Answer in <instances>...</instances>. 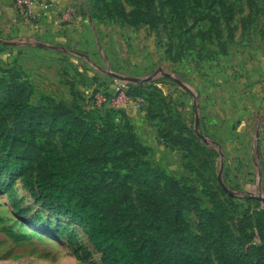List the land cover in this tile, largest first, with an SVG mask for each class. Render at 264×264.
Wrapping results in <instances>:
<instances>
[{
  "label": "rangeland",
  "instance_id": "obj_1",
  "mask_svg": "<svg viewBox=\"0 0 264 264\" xmlns=\"http://www.w3.org/2000/svg\"><path fill=\"white\" fill-rule=\"evenodd\" d=\"M2 1L0 20L16 2ZM146 1L51 0L58 24L71 25L63 34L67 39L45 41L35 32L51 12L36 24L16 18L11 28H0V67L24 69L36 103L52 97L91 110L97 94L111 96L119 85L141 89L148 108L128 110L119 129L147 149L145 159L159 173L161 187L164 177H173L193 187L209 211L215 203L222 206L239 239L244 213L264 212V12H251L246 0H186L178 15L164 0H153L163 22L156 28L131 25L129 14L144 10ZM257 2L262 9L264 0ZM171 130L188 140L192 157L170 148L163 134ZM133 166L124 168L133 172ZM0 182L11 186L20 203L15 209L0 193V264H103L86 233L38 206L22 177L0 175ZM184 217L189 230L199 233L194 214L186 211ZM252 234L245 249L253 253L262 242L257 231ZM203 249L215 264L212 249Z\"/></svg>",
  "mask_w": 264,
  "mask_h": 264
},
{
  "label": "trees",
  "instance_id": "obj_2",
  "mask_svg": "<svg viewBox=\"0 0 264 264\" xmlns=\"http://www.w3.org/2000/svg\"><path fill=\"white\" fill-rule=\"evenodd\" d=\"M246 3L251 12H264L257 0ZM185 5L186 0H164V6L178 15L184 13ZM129 17L131 25L153 28L164 20L153 0ZM0 71L4 75L0 76V175L22 177L38 206L77 224L103 264H213L203 247L212 249L215 264H253L254 258L264 264L262 210L244 213L238 221L240 237L235 239L226 225L225 210L215 203V194H211L212 212L193 187L173 177H164L161 187L159 173L145 159L147 149L118 127L125 112L95 105L89 110L77 102L68 106L52 97L36 103L23 70L0 67ZM134 89L127 93L144 97L147 109L148 97ZM70 93L77 100L73 85ZM163 135L171 149L179 147L187 151L186 158L193 156L181 132L171 130ZM130 163L133 172L124 168ZM187 167L197 171L192 162ZM0 193L20 209L9 184L0 182ZM186 211L198 220L199 233L189 230ZM254 231L262 244L252 253L245 247L252 242Z\"/></svg>",
  "mask_w": 264,
  "mask_h": 264
},
{
  "label": "built area",
  "instance_id": "obj_3",
  "mask_svg": "<svg viewBox=\"0 0 264 264\" xmlns=\"http://www.w3.org/2000/svg\"><path fill=\"white\" fill-rule=\"evenodd\" d=\"M51 0H16L14 10L17 18L29 24H36L46 14L52 12ZM94 105L98 109L108 108L127 112L146 108L147 103L144 97H135L127 93L124 86L119 85L113 94H97L94 98ZM118 121V120H117Z\"/></svg>",
  "mask_w": 264,
  "mask_h": 264
},
{
  "label": "crops",
  "instance_id": "obj_4",
  "mask_svg": "<svg viewBox=\"0 0 264 264\" xmlns=\"http://www.w3.org/2000/svg\"><path fill=\"white\" fill-rule=\"evenodd\" d=\"M55 2H56V5H55L56 8L58 10H60V6L58 5L57 1H55ZM2 9H6V5H4V2L2 0H0V15L2 14V11H3ZM6 13H7L6 17H8V18H6L5 15H3L2 19L0 20V28L3 30H7V29L11 28L12 25L15 23V21H17L16 20L17 16L15 14V10L13 11L12 9H10L9 11H6ZM55 15H56V11L51 12V14L47 16L48 19L44 20L43 23L41 22V24H39V25H34V28L36 29L35 32L38 33L39 35H42V38L45 39V41L49 39V40H55V41L59 42V41H65L67 39L65 37V35H63V34L65 31H68V29L71 28V25L65 26V27L59 25L58 22L55 20L56 19ZM52 21H53V23H52ZM17 27H18V25H17ZM49 29H54V30H52L53 33H51V30H49ZM56 32H58V33L55 36H53V34H55ZM20 39L25 44L26 38L20 37Z\"/></svg>",
  "mask_w": 264,
  "mask_h": 264
},
{
  "label": "water",
  "instance_id": "obj_5",
  "mask_svg": "<svg viewBox=\"0 0 264 264\" xmlns=\"http://www.w3.org/2000/svg\"><path fill=\"white\" fill-rule=\"evenodd\" d=\"M119 80H121V78L117 77Z\"/></svg>",
  "mask_w": 264,
  "mask_h": 264
}]
</instances>
